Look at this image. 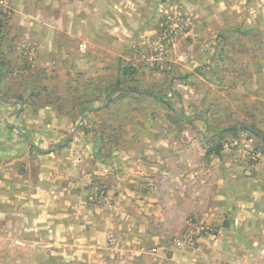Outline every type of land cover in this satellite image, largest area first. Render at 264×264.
I'll list each match as a JSON object with an SVG mask.
<instances>
[{"label":"crops","instance_id":"crops-1","mask_svg":"<svg viewBox=\"0 0 264 264\" xmlns=\"http://www.w3.org/2000/svg\"><path fill=\"white\" fill-rule=\"evenodd\" d=\"M7 1L0 243L31 245L45 216L47 264H264V0ZM176 4L189 30L156 66L148 41ZM107 139L116 149L105 160L96 152ZM233 139L240 146L224 150ZM250 139L262 161L251 160ZM74 160L93 163L84 171ZM100 184L125 211L88 230L81 215ZM138 206L164 209L160 226L173 211L178 231L140 233L128 214ZM109 218L127 225L115 229L114 253ZM73 222L83 226L56 262L55 229ZM199 224L207 231L193 246L177 245Z\"/></svg>","mask_w":264,"mask_h":264},{"label":"rangeland","instance_id":"rangeland-1","mask_svg":"<svg viewBox=\"0 0 264 264\" xmlns=\"http://www.w3.org/2000/svg\"><path fill=\"white\" fill-rule=\"evenodd\" d=\"M175 8H177V9L179 8L180 11L183 13V15L186 16V14L181 9V5L176 4L173 6L172 9L174 10ZM169 16H171V13L168 14L161 21L160 26L157 27V30H156L157 32H156L154 39L148 41V50L146 52V56H148L149 60L151 62L156 63V66H160V67L164 66V64H165L164 61L167 59L168 51L174 46L176 39L189 30L188 26H187L186 29L183 31V33L178 35L173 40L172 43L167 44L164 54L158 55V52L156 51V47H155L156 44L155 43L159 37L158 35H159L160 30L162 29L163 24L166 23ZM189 25H190V20H189ZM85 47L86 46L84 45L83 48H85ZM34 58H35V53H34V57L32 59L34 60ZM82 127L85 131H87V133H95L96 128H94L93 125H91V123H89V122L84 123V125H82ZM103 136L107 137L106 134L105 135L103 134ZM109 137L110 136H108L107 138H109ZM115 149H116V145L110 139H107V141L105 143L99 142L98 149H97L98 152H96V154L101 156L102 158H106L105 160H108V159H110V156L115 152ZM84 150L90 151V149L86 148V147H84ZM73 162L76 163V165H74L75 168H78V166L81 165V167L84 169V171H85L86 167H89L90 164L93 163V162L88 163V161L86 162V160H84V161L74 160ZM106 162L107 161H105V163ZM88 175H89V173H87V176ZM70 177H73L72 174H70ZM85 181H87V178ZM167 194H170V193H167ZM112 195H114V193L113 192L110 193L108 191L107 186H104V184H100V185L96 186L93 189V191L87 196V205L89 208H87V210L85 211V214H83L81 216L85 215L86 218H84V219L90 220V221L92 220L90 222L91 223L90 225L92 227H90V228L88 227V230L93 229V227L94 228L97 227L96 225H98V222L101 220V218H105V216L107 214H117L119 212L125 211V208H123V207H115L114 203H112ZM82 210L83 209H81V211ZM130 210H133V213L131 211H129L128 214L129 215L133 214L134 215L133 218L140 216L139 231L142 234L151 235V234H156L158 232H163V231H172V232L176 233V231H178V228H175L176 224L173 222L174 219L169 216L173 213V211H171L170 214L166 215L167 217H169V219L167 221L163 222V225L160 226L161 224H159V223L164 218L162 220H159L157 213H158V211H160L162 213L164 211V209L138 206V207H135L134 209H130ZM82 212H84V211H82ZM125 213H127V211ZM109 216L110 215H108V217ZM119 217H121V216H119ZM150 218H154L155 220L151 221ZM86 220H83V222L85 223ZM45 221H46V217L44 216L42 218L41 225L37 231L38 232V238L35 242H32L31 245H29L30 243L26 246L20 245V242L15 241L14 237L7 239V241H2L0 243V264H47V261H48V258H47V249L48 248L47 247L48 246H47V241H46V235L47 234L45 231V229L47 228V225H46ZM108 221L110 224H108V223L105 224L106 244L109 247L111 253H114L113 251H115V249L117 248V243H118L117 234L119 235V233L115 229H118V227L120 228L123 224L126 225V223H125V220H122V222L118 223V226L117 225L114 226L112 218L111 219L109 218ZM83 222H81L80 224L78 222H75L78 225L73 222V224L70 225L72 227L68 228L67 230L62 231V226H59V228L55 229L56 232L54 234L55 235L54 244L56 245L55 247L58 248V250H55V252L57 254L55 256L54 261L57 262L60 259V262H61L60 257H61V253H62V249H63L62 245L64 243H66L69 238H72V236L74 234H77V231L80 229V227L83 226ZM169 222H171V223H169ZM134 228H135V226H134ZM64 232L65 233L69 232L68 237L66 234L63 235ZM36 237H37V235H36ZM33 240H35V239H33ZM85 241L86 240H77V241L72 240L71 243H72V246L74 245V248L76 249L78 247L77 246L78 243L83 244V243H85ZM50 242H52V241H50ZM147 242H149V241H146V243ZM49 253H50V248H49ZM259 253H261V252H259ZM116 258L117 257L114 258V255H112V254H111V257H109L110 260H114ZM261 261H264V254H263ZM109 263L111 264L112 262H109Z\"/></svg>","mask_w":264,"mask_h":264},{"label":"built area","instance_id":"built-area-1","mask_svg":"<svg viewBox=\"0 0 264 264\" xmlns=\"http://www.w3.org/2000/svg\"><path fill=\"white\" fill-rule=\"evenodd\" d=\"M10 15L9 3L7 0H0V19H7ZM189 25V19L183 15L180 9L175 8L171 16H169L168 20L165 24H163L162 29L159 32V37L156 41V51L158 55H163L166 46L168 43H172L173 40L183 33L186 27ZM84 45L82 46V48ZM29 56L31 59L34 57V53L30 51ZM240 144L237 139H233L230 142H225L223 144L224 150H229L231 148H237ZM245 148L249 151L251 160L255 162H259L263 160V152L261 149L257 148L253 144V140H248ZM207 231V228L204 224H199L195 232H187L184 233L181 237L177 239V245H188L193 246L196 242L195 237L198 234H202Z\"/></svg>","mask_w":264,"mask_h":264}]
</instances>
